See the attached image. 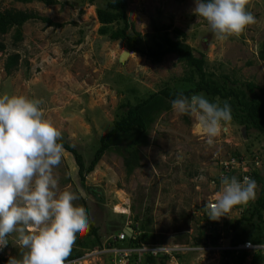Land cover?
<instances>
[{"label": "rangeland", "instance_id": "1", "mask_svg": "<svg viewBox=\"0 0 264 264\" xmlns=\"http://www.w3.org/2000/svg\"><path fill=\"white\" fill-rule=\"evenodd\" d=\"M58 1L56 5H45L36 1L0 0L1 10L33 11L62 24L48 27L40 20H29L22 26V40L16 44L13 29L0 35V43L6 46L0 51V95L42 98L47 118L62 130V141L74 147L88 164L99 138L112 126L117 107L127 99L134 101L135 97L158 91L172 78L181 77L184 68L173 54L160 63H152L129 52L125 61L120 62L125 47L98 33L100 24L95 9L103 0ZM194 8L195 0H128L127 15L133 26L129 31L140 33L145 40L154 35V26H168L170 36L175 28L181 29L194 55L204 53L208 68L215 75L224 73L242 82L250 81L264 91V60L257 56L264 41V0H252L249 7L256 23L241 36L224 42L215 38L206 21L194 14ZM116 27L113 24L109 28ZM15 52L20 55L18 67L6 74L5 60ZM211 102H219L221 106L224 103L218 98ZM140 150L145 166L131 175L125 174L121 158L113 152L103 155L83 182L73 155L67 151L54 170L60 190L76 193L77 206L85 208L86 203L90 224L98 228L102 244L110 237H105L106 233L112 230L116 233L130 223L134 214L130 207L136 204L140 193L146 196L142 217L150 218L149 227L157 239L172 243L180 233L176 230L196 235L201 223L200 210L220 190L212 179L220 177V163L229 160L235 151L252 167L256 166L249 158L261 153V157H254H260L261 167L256 168L264 176L263 137L255 131L247 132L233 120L210 147L197 133L195 119L172 109L159 117L151 129L149 144ZM254 223L249 230L260 231L259 224ZM83 235L78 234L73 249L83 252L98 247L93 233ZM79 240L86 245H80ZM2 252L7 256L20 254L11 241ZM181 256L183 264L219 262L218 253L206 250ZM252 257L249 253L244 264H264L262 260L253 262ZM176 261L171 258L167 264ZM82 264L105 263L98 256H87Z\"/></svg>", "mask_w": 264, "mask_h": 264}, {"label": "clouds", "instance_id": "2", "mask_svg": "<svg viewBox=\"0 0 264 264\" xmlns=\"http://www.w3.org/2000/svg\"><path fill=\"white\" fill-rule=\"evenodd\" d=\"M250 6L252 0H195L193 12L206 21L217 40L224 42L241 36L256 23ZM43 103L42 98L0 95V251L10 241L20 250L19 257L10 255L7 264H70L84 253L106 246L110 239L68 260L78 234L89 230L90 220L86 209L74 204L78 195L59 188L54 170L61 164L65 151L63 135L47 118ZM171 106L177 114L195 119L197 133L210 147L232 120L227 101L221 106L219 102H210L203 93L189 97L180 92ZM220 184L213 200L204 206L213 221L229 216L235 206H247L256 199L257 183L251 177L240 180L236 176H222ZM126 227L129 226L122 231ZM0 255L8 257L3 252ZM256 255L264 262V253L252 254ZM109 258L101 257L105 264ZM177 261L175 264H180Z\"/></svg>", "mask_w": 264, "mask_h": 264}, {"label": "trees", "instance_id": "3", "mask_svg": "<svg viewBox=\"0 0 264 264\" xmlns=\"http://www.w3.org/2000/svg\"><path fill=\"white\" fill-rule=\"evenodd\" d=\"M19 3L41 2L45 5L59 4L58 0H15ZM128 0H103L102 5L95 9V14L100 27L98 33L107 35L110 41H119L129 51L139 54L152 63H160L165 56L169 54L176 55L177 61L183 66L184 73L179 78H172L170 82L158 91L148 92L142 97H135L134 101L125 100L118 107L112 126L99 138V145L94 151L89 163L86 164L82 155L70 144L63 143L65 151L72 154L78 169V176L83 182L85 176L91 173L96 164L103 155L113 152L122 160V166L126 175H131L136 169L145 166L141 148L149 144V136L153 125L159 117L172 110L171 101L177 98L180 92L186 96L192 94L205 95L210 102L215 98L227 101L231 107L232 120L242 125L244 129L255 131L264 139V91L256 84L250 81H240L230 77L228 74L222 73L217 76L208 68L207 60L204 53L199 52L196 56L192 47L186 42V33L175 28L174 35L170 36L168 26H154V35L150 39H142L140 33L129 31L133 28L127 15ZM29 20H40L48 27H60L62 24L53 22L50 18L41 16L33 11L19 10L14 8L0 9V35H5L13 29V43L21 41L22 26ZM117 25L116 28L110 30L111 25ZM5 44L0 43V51L5 50ZM258 59L264 60V41L260 45L257 53ZM20 62L19 53H11L7 56L4 63L6 74H11L16 70ZM188 121V118L185 117ZM261 154V153H257ZM238 152H234L232 157L238 158ZM261 157V155H258ZM259 157V158H260ZM221 167V166H220ZM261 167V166H260ZM224 173L225 168L221 167ZM258 168H253L250 172H243L245 176H251L257 183L256 199L242 214L235 219L225 220L222 222V228L217 227V221H213L206 215L205 209H201V216L198 218L200 222H206L204 225H197L196 235H190L187 232L176 230L177 236L172 240V244H181L192 246H201L205 244H216L221 230L225 233V241L228 245H236L246 240L252 242H264V176L260 175ZM236 173V170H233ZM238 175V174H237ZM236 175V176H237ZM231 177V174L226 175ZM238 179H242L240 176ZM215 186L220 187V178L215 176L212 179ZM96 193V191H93ZM146 196L144 193L138 195L135 205L130 207L133 212L132 220L129 224L133 229L130 237L120 242L121 246L137 247L141 245H165L170 240H159L155 234L151 232L149 224L150 218L142 217ZM86 208V203H85ZM256 220V221H255ZM259 224L261 230L254 232L249 230L250 226ZM123 226V227H124ZM208 227V228H207ZM98 228L90 224L89 230L83 236H89L90 233L95 235L97 245H102L103 239L97 232ZM123 229L120 228L116 233L112 230L106 233L105 237L116 236ZM208 232V235L205 233ZM103 236V235H102ZM110 241V239H108ZM80 245L81 240L78 241ZM91 244V247H94ZM81 255V252L75 250L68 260ZM246 252L234 255L232 251L222 253L221 264H244L247 257ZM181 255L175 256L177 260L181 259ZM8 257L0 255V264H7ZM135 259V258H134ZM259 256L253 257L256 262ZM181 261V260H180ZM179 261L180 264H182ZM168 257L166 255L153 256L146 255L144 263L146 264H167ZM132 264V263H131Z\"/></svg>", "mask_w": 264, "mask_h": 264}, {"label": "built area", "instance_id": "4", "mask_svg": "<svg viewBox=\"0 0 264 264\" xmlns=\"http://www.w3.org/2000/svg\"><path fill=\"white\" fill-rule=\"evenodd\" d=\"M256 156V155H254ZM250 157V162L253 161L254 166H258L259 160L258 157ZM254 157V160L252 158ZM220 166L225 168L227 173L221 172L222 176H226L228 174H231L232 176H239L241 175V178L245 177L243 172H250L254 167L249 165H246L244 162V159L242 156L231 157L229 160H226L224 163H220ZM220 167V168H221ZM222 170V168H221ZM233 170H236V173L233 172ZM236 176V177H237ZM251 177V176H248ZM241 179V180H242ZM221 187V185H220ZM213 200V199H211ZM253 201H250L247 206H235L233 210L229 213V216L221 217L219 221H217V227L222 228V222L225 220H229L230 217H239L242 212H244L249 205ZM206 222H201V225H204ZM208 228V227H207ZM208 235V232H205ZM125 237H127L126 233L124 231L119 232L116 236H113L110 238V241L107 242V245L100 248V249H93L83 254L82 257L72 260L68 263L70 264H82V261L86 259L88 256H95V257H105L109 256V260L107 264H146L145 256L146 255H153V256H162L166 255L167 257L174 258L175 255L178 254H187V253H195L196 250H206L208 253H218V264H221V256L222 253L225 251H232L234 254H239L241 252H249V253H264V242H252L249 240H246L242 243H238L236 245H228L226 244L225 239V233L223 230H221L220 237L216 244H205L204 246H192L189 245H181V244H166V245H141L137 247H129V246H121L119 245L120 242H122ZM2 252V251H0ZM135 258V259H134Z\"/></svg>", "mask_w": 264, "mask_h": 264}, {"label": "water", "instance_id": "5", "mask_svg": "<svg viewBox=\"0 0 264 264\" xmlns=\"http://www.w3.org/2000/svg\"><path fill=\"white\" fill-rule=\"evenodd\" d=\"M128 55H129V51L127 49H124L122 54L120 55V58H119L120 62H124ZM124 232L126 233V235L128 237H130L131 236V232H132V228L131 227H126Z\"/></svg>", "mask_w": 264, "mask_h": 264}, {"label": "crops", "instance_id": "6", "mask_svg": "<svg viewBox=\"0 0 264 264\" xmlns=\"http://www.w3.org/2000/svg\"><path fill=\"white\" fill-rule=\"evenodd\" d=\"M232 219V218H231ZM126 224H129L128 222L126 223ZM126 226V225H125ZM181 263H182V261H181ZM183 264V263H182Z\"/></svg>", "mask_w": 264, "mask_h": 264}, {"label": "bare ground", "instance_id": "7", "mask_svg": "<svg viewBox=\"0 0 264 264\" xmlns=\"http://www.w3.org/2000/svg\"><path fill=\"white\" fill-rule=\"evenodd\" d=\"M247 173V172H246ZM246 175V174H245ZM238 177V176H237ZM241 180V179H240ZM130 227V226H129Z\"/></svg>", "mask_w": 264, "mask_h": 264}]
</instances>
